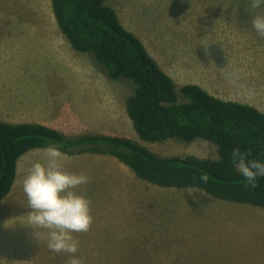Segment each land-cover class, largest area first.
<instances>
[{"label": "rangeland", "instance_id": "rangeland-1", "mask_svg": "<svg viewBox=\"0 0 264 264\" xmlns=\"http://www.w3.org/2000/svg\"><path fill=\"white\" fill-rule=\"evenodd\" d=\"M107 3L178 87L197 83L218 97L251 103L264 111V36L251 26V17L264 14V6L254 8L253 0ZM0 32L35 36L42 48L22 64L49 66L50 73L14 75L28 83L51 76L52 96L59 92L57 80L69 83L58 97L96 100L98 131L129 137L162 156L218 155L217 145L201 138L192 142L142 140L126 112L132 81L112 79L89 53L76 51L68 39L65 45L51 0H0ZM48 87L47 82L37 92H47ZM178 190L175 208H180V215L157 209V220L149 219L152 230L148 233L141 231L139 223L124 219L128 213L122 205L115 203L108 214V206L101 202L100 247L94 250V258L91 250H84L86 264H264V208L223 200L198 188H192L194 194L188 188ZM114 217L109 224L108 219Z\"/></svg>", "mask_w": 264, "mask_h": 264}, {"label": "trees", "instance_id": "trees-1", "mask_svg": "<svg viewBox=\"0 0 264 264\" xmlns=\"http://www.w3.org/2000/svg\"><path fill=\"white\" fill-rule=\"evenodd\" d=\"M57 24L73 49L89 53L112 79H130L126 112L147 142L205 139L216 157L162 156L129 137L67 136L40 123L0 121V201L11 191L19 159L35 148L59 146L66 153L110 154L139 178L164 187L198 188L232 202L264 208V177L247 186L231 160L233 149L264 159V111L212 94L197 83L177 86L143 40L127 29L107 0H51ZM207 175L208 180H200Z\"/></svg>", "mask_w": 264, "mask_h": 264}, {"label": "crops", "instance_id": "crops-1", "mask_svg": "<svg viewBox=\"0 0 264 264\" xmlns=\"http://www.w3.org/2000/svg\"><path fill=\"white\" fill-rule=\"evenodd\" d=\"M51 44L50 42L49 46ZM40 48L42 44L36 42L34 35L29 37L26 32H0V121L40 123L67 136L113 135L97 130L100 112L96 100L85 98L84 102L82 98L58 97L60 89L67 87L68 82L63 85L62 81L55 80L59 92L57 96H52L51 76L40 77L41 80L35 78V81L30 83L20 81L25 72L50 73L49 66L22 64L33 58L35 51ZM15 72H21L23 75L15 76ZM47 82L49 90L38 93L42 86H47ZM45 150L46 148L32 149L19 159L13 187L0 201V264H45V259L51 260V264H67L70 254L56 253L48 248L47 229L36 228L35 235V229L27 225L32 211L23 191V180L35 161L44 160ZM62 153L61 163L66 171L84 173L89 177L86 184L76 188V191L85 194L92 202L93 221L89 230L74 233L79 241L77 255L82 258L84 250H91L93 258L94 250H99L101 202L108 206V214L115 203L122 205L128 213L124 219L139 223L141 231L147 233L152 230L149 219L157 220V209L175 210L180 215V208H175V204L179 202L178 189L186 188L164 187L141 179L135 176L126 164L110 154ZM115 220L116 217L108 219V223ZM161 229L159 226L158 231ZM41 255L44 259H40Z\"/></svg>", "mask_w": 264, "mask_h": 264}, {"label": "clouds", "instance_id": "clouds-1", "mask_svg": "<svg viewBox=\"0 0 264 264\" xmlns=\"http://www.w3.org/2000/svg\"><path fill=\"white\" fill-rule=\"evenodd\" d=\"M252 6H264V0H253ZM251 26L258 35L264 36V14L251 17ZM63 153L59 146L49 145L44 160L35 161L23 180V191L27 196L32 214L27 225L47 229L48 248L56 253H68L67 264H86L77 255L79 241L74 233L89 230L92 221V202L85 194L76 191L77 186L86 184L89 177L84 173L66 171L61 163ZM231 160L235 170L244 178L246 185L255 187L264 177V159L249 158L240 149H233ZM200 180L207 182L208 176ZM188 191L194 194L192 186Z\"/></svg>", "mask_w": 264, "mask_h": 264}]
</instances>
